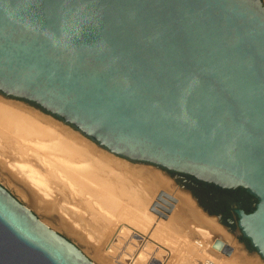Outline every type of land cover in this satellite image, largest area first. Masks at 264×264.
<instances>
[{
    "label": "water",
    "instance_id": "water-1",
    "mask_svg": "<svg viewBox=\"0 0 264 264\" xmlns=\"http://www.w3.org/2000/svg\"><path fill=\"white\" fill-rule=\"evenodd\" d=\"M0 95L120 160L243 190L237 243L264 260L262 0H0ZM0 264L96 263L0 184Z\"/></svg>",
    "mask_w": 264,
    "mask_h": 264
},
{
    "label": "bare ground",
    "instance_id": "bare-ground-1",
    "mask_svg": "<svg viewBox=\"0 0 264 264\" xmlns=\"http://www.w3.org/2000/svg\"><path fill=\"white\" fill-rule=\"evenodd\" d=\"M0 137L4 139L5 143L8 142L15 145L18 152L14 162H5L6 160L0 157V170H6L14 179L30 189L28 194L31 193V196L27 199L30 206L41 212L45 217L54 215L55 210H57L56 206L58 207L57 203L63 201L62 203H67L68 205L75 203V199L81 200L82 197V195H79L77 198V192H68L69 194L59 192V195H53L54 190L51 189V183H48V179L53 178L61 180L62 184V179L69 181V184H76L78 187L76 189L91 194V196L94 195L96 199H101L105 207L109 202L106 208H111L110 205H113L115 208H111V212H115V215L116 212L119 215L120 212L118 211L122 209L117 210L119 201L115 200L113 202L114 206L112 196L119 194L118 197L121 199L120 193L124 196L128 194V199L131 198L133 200L132 206L129 203V206L126 205V207L128 206L131 209V212L126 210L125 205L122 204L124 205L123 210L128 213H126L127 215L125 212L121 213L120 217L122 215L126 216L127 222L124 226L117 228L113 236L110 239L108 238L104 252L99 253L105 264H176L177 262L173 263L175 262L174 253L182 245L186 244V247L189 244L188 242H190L189 238L195 234L201 238L194 242L198 248L196 249L198 254L195 253L197 256L194 259H189L188 264L190 262L191 264H237V260L235 261L232 258L233 255L229 257L218 253L220 259L218 258L217 260L209 257L210 254L206 255V250L212 249V247L207 249L211 245L208 241L215 245L224 238L225 232L222 226L218 224L219 222L217 223V219L214 216L207 215L197 207L186 190H174L172 178L163 171L146 165L134 166L123 160H118L113 155L104 153L103 150H100L92 142L76 132L53 122L50 117L38 110L7 100L2 96H0ZM4 147V145L0 144V148ZM1 155H5L2 150H0ZM31 156H34L32 159L35 160L36 158V161L29 159ZM9 165L11 167L15 165L17 173L9 169ZM137 180L141 181L146 186V189L140 185L137 186L135 183ZM60 182L56 181L55 184ZM160 187L159 193L162 191L167 193L166 191L171 189H173L175 194L177 193L176 203H174L171 212L167 214L166 218L156 213H165V209L172 202L164 195L162 196V201L155 200L153 202L149 207L150 212L146 210V202L151 200V198H148L149 194H152ZM101 188L105 189L104 193L107 190L106 194H108V189L111 190V195L101 193L103 191ZM167 194L171 195L169 192ZM171 197L174 196L171 195ZM79 206L81 207V205ZM75 208H77V205H75ZM65 211L68 213V219L73 223H79L80 220L76 221L79 218L78 215H74V212L71 213L67 209ZM154 214L158 218L148 230L154 219ZM57 227L65 229L67 232L82 239L80 234L66 221L58 222ZM228 243L229 239L221 244ZM189 246H187V249ZM118 249L117 255L115 257L112 256L111 254ZM192 249L190 247L191 252H194L195 250ZM184 250L186 249L184 248ZM221 251H223L222 248ZM187 252L190 253L189 251ZM184 253L186 254V252ZM186 255L188 256L189 254ZM181 256L179 263L183 261L184 264L188 257L183 260ZM241 256H243L242 253ZM239 262L240 260H238ZM250 262V264H253V261Z\"/></svg>",
    "mask_w": 264,
    "mask_h": 264
},
{
    "label": "rangeland",
    "instance_id": "rangeland-1",
    "mask_svg": "<svg viewBox=\"0 0 264 264\" xmlns=\"http://www.w3.org/2000/svg\"><path fill=\"white\" fill-rule=\"evenodd\" d=\"M0 96H2V95H0ZM2 97L5 98L4 96H2ZM7 100H11V101L16 102V103H18L20 105L33 108V109L38 110L39 112L43 113L44 115H46L43 111L38 109L36 106H34V105H32V104H30V103H28L26 101L14 100V99H7ZM46 116L50 117L51 120H53V122L58 123L61 126L66 127L67 129L76 132L77 134H79L83 138H86L87 140L92 142L97 148L100 149V147L96 143H94L93 141H91L87 137L81 135V133H79L77 130H75L70 125H68V124H66V123L62 122L61 120H58V119H56L54 117H51L49 115H46ZM6 143H5L4 139L0 137V144L5 146L4 148H0V150L5 152V155H1L0 157H1V159L6 160L5 162H9V163L10 162H14V158L17 157L18 152H17V150L15 148V145H13L12 143H8V142H6ZM100 150H103L104 153L113 155L115 158H118V160L120 159L119 156H116V155H114L112 153H108L104 149H100ZM33 157L34 156H31V157H29V159H31L33 161H36V158H35V160L32 159ZM125 162H128V161H125ZM35 163H37V162H35ZM128 163L132 164L134 166H141L142 165V164H137V163H133V162H128ZM148 167H150V166H148ZM8 168L11 169L12 171H14L15 173H17L16 172L17 169H16L15 165H14V167L13 166L11 167L9 165ZM152 168L161 170V169H159L157 167H152ZM161 171H163L167 176L169 175V177L171 178V175H170V173L168 171H164V170H161ZM53 179H48V183H51V189L54 190L53 195H55V194L59 195L60 194L59 192H61V193L65 192L67 194L73 193V192H77V194H78V195H76L77 198L79 197V195H82L81 200L83 202L80 199H75L76 201L73 200V201H75V203H71V204L67 205V203H62L63 202L62 201L61 203H57L58 207L56 206L57 210H55V213H54L53 216H51V217L46 216L45 217V215H43L41 212L37 211L36 209H34L33 207L30 206V204H29V202L27 200L29 198V196H31V193L28 194V191H30V189L26 185L21 183L20 181H17L16 179H14V177H12L11 174L9 172H7L6 170L5 171L4 170H0V184L3 187H5L11 194L16 196L22 203L27 205L31 210H33L34 213L41 220H43L46 224H48L52 229H54L55 231H57L58 233H60L61 235L65 236L67 239H69L71 242H73L93 262H95L96 264H105L103 262V260H102V258H101L99 253L100 252H104V250H105L104 248L107 245L108 238L110 239L113 236V234L115 233L117 228L119 226H124L125 223L127 222L126 221L127 217L123 216V215H122V217H120V215H121V213L123 214L126 210L131 212V209L128 206L129 205L130 206L133 205V202H132L133 200L131 198H130L131 200L128 199V197H129V196H127L128 194H125L127 196V199H126V196H124L122 193H120V197L122 196L121 199L118 197L119 194L118 195L116 194L117 196H115V195L112 196V199H113L112 203L115 202V200L117 202L118 201L120 202V203L119 202L117 203V206L119 205L118 207L120 208L119 209L117 207L118 208V209L116 208L117 210H121V209L123 210L124 205L126 207V205H128V203H129V205L127 206L128 209L126 207V210H123V212H121L122 210L118 211V212H120L119 215H117V212H116V215H117L116 216L115 212H113V211L111 212V210L113 208H115V207H113V205H110L112 209L110 207H108L110 209L106 208L108 206L109 202L107 204L105 202V204H106V207H105V205L102 204L101 199H99V198L96 199V197L94 195L93 196L95 198L93 196H91V194L84 193V191L76 189V188H78L76 186V184L71 183V182H70L71 184H69V181L67 182L65 179H62L63 180L62 181L63 184H62L60 182L61 180L59 181L57 178L56 179L53 178ZM56 181L60 182V183L59 184L58 183L55 184ZM137 181L135 182L137 186L140 185L142 188L144 187V189H146V186L141 181H138V182ZM73 185H75V186H73ZM26 187H27L28 190L26 189ZM102 188H105V187H102ZM105 189H107V188H105ZM105 189H102L103 191L101 193H104ZM173 189L174 190H179V189L181 190V187L178 184L174 183V188ZM173 189H171L170 191H168V190L167 191L165 190V191L167 193L169 192V194H171L175 198H177V193L175 194ZM160 190H161V187L158 190L156 189L154 192H152V194L151 193L149 194L148 198H151V200L150 201L147 200L148 202H146V210L148 212H150L149 211V207L153 204V202H155V200L157 201V195L160 192ZM70 191H72V192H70ZM106 191H105L104 195H108L111 192V190L108 189V194H106L107 193ZM78 203H80V204H78ZM59 204H61L62 207ZM122 204H124V205H122ZM75 205H77V208H75ZM79 205H81V207ZM114 206H115V204H114ZM65 209H67L71 213L74 212V215H78L79 218L76 221L80 220L79 223L78 222L73 223L70 219H68V213H66ZM117 210H115V211H117ZM63 212H65L66 214L63 213ZM126 213H128V212H125V214ZM157 218H158L157 215L154 214V219L152 220L150 226L148 227V230L153 226V224L155 223ZM59 220L60 221H62V220L66 221L69 224H71V226L80 234V236L82 237L83 240L78 238L77 236L71 234L70 232H67L65 229L58 228L57 224H58V222H60ZM218 224L222 226L223 231L225 232L224 238H222L218 242H221V243L224 242L225 243L229 239V243L228 244L232 246L233 250H232L231 254L228 255V256L230 257V256L233 255L232 258L235 261L237 260L236 261L237 264H250V263H252L250 261H253V264H264V260L261 259L257 255L256 252L248 250L241 243H237L239 241V239L241 238V236H240V234H239V232L237 230L236 225L232 229H228L223 224H221V223H218ZM182 227H184V226H182ZM198 239L199 240L201 239L198 235H196V234L194 236L192 235V237L189 238L190 242L187 241L189 243V244H187V246L190 245L188 247V249H187V246L185 247L186 244H184V245L181 246V248H179V250L177 251L178 253L177 252L174 253L175 262H173V263H176V262L179 263L181 255H182L181 258L183 257V260L184 259L186 260V257H188L187 258L188 261L186 260L187 264L189 263V259H191V258L194 259L195 256H197V254H198L197 253L198 251L196 252V249H198V248H197V246H196V244L194 242H195V240H198ZM191 241H192V243H191ZM208 243H210L211 245L209 247H207V249L210 248V247H212V249L206 250V255L210 254L211 256L209 255V257L213 258V260L214 259L217 260L218 258L220 259V257H219L220 255L218 253L224 254L225 256H227V254H225L223 251H221V248H222L221 247V245H222L221 243H220V245H219V243L213 245L210 241H208ZM235 244H237V245H235ZM238 245H239V248H238ZM190 247L193 248L192 250H195L194 252L192 251L193 253L191 252ZM184 248L186 250H184ZM235 248H236V250H235ZM181 250L183 251V253L186 252V254H189V255L187 256L185 253L183 254ZM211 250L212 251L214 250L213 252L215 254H217L218 256L215 255ZM222 250H223V248H222ZM187 251H189L190 253H188ZM118 252H119V249L117 251H114L111 255L115 257ZM191 253H192V255H191ZM195 253H197V254H195ZM241 253H242V255L244 257L241 256ZM214 256H216V257L214 258ZM238 260H240L239 263H238ZM181 262L182 263H179V264H183V261H181ZM186 262L184 264H186ZM190 264H191V262H190Z\"/></svg>",
    "mask_w": 264,
    "mask_h": 264
},
{
    "label": "flooded vegetation",
    "instance_id": "flooded-vegetation-1",
    "mask_svg": "<svg viewBox=\"0 0 264 264\" xmlns=\"http://www.w3.org/2000/svg\"><path fill=\"white\" fill-rule=\"evenodd\" d=\"M262 1L264 3V0ZM168 172L172 181L184 191L186 190L198 206L202 207L208 215L214 216L217 222L228 229L235 226L234 209L236 207L239 206L246 212L253 209L254 199L239 188L234 190L216 188L212 184L194 180L190 176ZM228 221L231 223H228Z\"/></svg>",
    "mask_w": 264,
    "mask_h": 264
}]
</instances>
